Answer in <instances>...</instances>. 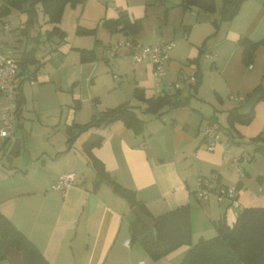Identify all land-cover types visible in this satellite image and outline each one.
<instances>
[{
    "label": "crops",
    "instance_id": "obj_1",
    "mask_svg": "<svg viewBox=\"0 0 264 264\" xmlns=\"http://www.w3.org/2000/svg\"><path fill=\"white\" fill-rule=\"evenodd\" d=\"M120 4L133 19L130 4L126 0ZM117 10L114 7L110 18L117 17ZM62 20L59 27L65 32ZM196 21L199 22L198 18ZM197 29L199 32L194 36L193 30ZM181 30L177 35L173 32L168 38L143 43L174 41L166 61L165 79L160 81L147 59L135 62L125 49L120 55L110 57V42L98 50L94 45L71 44L66 40L67 34L64 39L55 36L39 39L40 50L46 47L44 53L49 57L48 61L57 63V69L42 73L39 68L33 83L25 81L30 86L36 82L40 85L31 94L25 92L23 83L25 104L17 116H23L31 95L37 117L44 113L51 122L42 119L48 125L42 126V132L31 140L34 152L29 153L28 158L23 155L24 139L17 131L14 139H20L21 148L10 161L5 154L12 139L0 137V157L3 158L0 161V211L52 264H136L138 261L178 264L189 248L182 245L152 260L138 241H130L131 207L107 183H96L94 169L83 152L82 144L91 133L102 136V143L94 147L92 153L104 164L113 180L133 190L153 215L188 203L192 231L194 234L196 230L199 238H205L208 221L212 222L222 214L231 224L238 210L264 207V158L257 164L246 149L247 143L254 149L250 138L259 134L264 137V101L255 104L253 118L248 124H235L232 139L231 131L226 130L227 112L237 106L231 96L244 99L257 85L264 84V45L256 49L252 63L246 66L238 44L242 36L252 40L264 38V3L262 0H245L239 12L230 21L221 22L217 30L213 25H192L189 29L184 26ZM200 34L202 36H198ZM159 36L154 34V37ZM126 39L129 38L121 35L116 41ZM81 49L96 52L88 59L89 55L82 54ZM200 49L204 50L203 54ZM207 52L211 58L206 56ZM98 53L107 66L98 60ZM197 58L199 65L191 62ZM112 59L115 62L111 67ZM197 69L202 78L189 106L166 110L159 116L143 112L145 103L134 96L136 88L149 98L163 93L165 81L178 82L180 93L187 96L190 94L189 78L194 77ZM64 76L71 81L70 98L61 100ZM100 86L105 91L104 97L98 90H101ZM1 99L4 100L1 101L2 122L6 100L0 93ZM75 100L79 102L78 106H75ZM124 102L134 106L135 112L145 121L142 133L135 134L121 121H116L83 132L87 135L76 143L83 133L80 134L70 149L63 152L66 125L86 123L92 114ZM65 105L67 115L61 126L58 119H61ZM213 115L217 121L211 125L219 129L220 139L210 150L202 131ZM3 128L1 125L0 130ZM46 129H53L55 133ZM227 154L240 158L241 169ZM245 160L249 163L247 166ZM68 172L77 174L75 183L64 192L53 189L55 180ZM212 175L221 185L239 184L238 206L212 200L210 196L198 199L193 195L199 179ZM91 195L95 204L90 208ZM192 243H195L194 237ZM0 264L6 262L0 261Z\"/></svg>",
    "mask_w": 264,
    "mask_h": 264
},
{
    "label": "trees",
    "instance_id": "obj_2",
    "mask_svg": "<svg viewBox=\"0 0 264 264\" xmlns=\"http://www.w3.org/2000/svg\"><path fill=\"white\" fill-rule=\"evenodd\" d=\"M85 0H0V19L7 16L11 9H17L25 15V20L20 28L21 34L27 36L28 31L34 26L37 20V6L40 5L41 12L46 23L52 25L46 30V38L57 36L64 39L65 32L59 27L64 7L67 4L74 6ZM245 0H181L182 9L190 10L197 7L203 13L212 15V23L215 30L219 28V24L223 21H230L240 10ZM264 3V0H262ZM216 14V16H214ZM5 24V22H3ZM104 25L114 31L121 32L125 37L136 40L133 36L140 29V20L131 19L126 10L120 11L117 17L105 21ZM189 29V26H185ZM79 34H94L95 29H87L78 27ZM40 35L37 33L30 37L33 43L39 42ZM238 44L241 47V59L246 66L251 64L256 49L264 45V38L260 40H252L246 36L239 37ZM82 54H88V59L94 57L93 50L81 49ZM36 47L31 46L24 48L16 57L19 74L36 78L40 68V61L35 56ZM203 54L204 50L200 49ZM199 65V59H193ZM195 81L189 85L190 94L183 96L179 89L170 92H163L160 95L146 98L141 89L134 90V96L145 103L144 113L151 115H161L166 110L178 107L189 106L192 96L197 93L201 82V72L199 69L194 73ZM26 79L20 81L16 89L15 104L16 113L25 104V96L22 85ZM260 93L259 100L264 101V84L260 83L244 100L253 93ZM97 101V99H95ZM75 100V106H78ZM241 105H237L228 110L226 115V130L234 131L235 124H248L254 115V107L246 114H240ZM116 121H121L127 128H130L135 134L143 131L145 121L135 112L134 106L124 102L114 107L106 108L103 111L92 114L90 119L83 124L71 123L66 125V147L63 152L68 151L75 139L83 132L89 129H95L101 125H107ZM217 121L213 115L208 118V123L213 124ZM12 128V127H11ZM10 133L11 129L9 130ZM234 133H232L231 139ZM10 140V137H4ZM102 136L91 133L83 142L82 149L88 159V163L95 172L96 183H107L118 196L125 199L132 208L139 207L143 214L152 218L154 229L151 230L139 217L133 212L132 219L129 222L130 241H138L145 252L152 260H157L176 248L187 245L189 248L185 252L180 264H264V207H244L237 211L235 220L229 224L224 214L218 219L212 221L215 235L211 238L200 237L195 243H192V223L190 217L189 204H182L170 209L162 214L153 215L144 203L139 200L135 192L126 188L113 180L104 168V164L96 158L92 149L102 143ZM254 145L253 152L260 153L264 156V137L257 135L249 139ZM21 148L20 139L16 138L10 142L8 151L5 154L7 160H11L18 155ZM203 179V178H202ZM218 182V178L216 177ZM239 188V184L235 185ZM194 194V192H193ZM12 247L22 252L23 257L21 264H52L36 246L16 227L11 221L0 211V260L7 259L1 255L2 249Z\"/></svg>",
    "mask_w": 264,
    "mask_h": 264
},
{
    "label": "rangeland",
    "instance_id": "obj_3",
    "mask_svg": "<svg viewBox=\"0 0 264 264\" xmlns=\"http://www.w3.org/2000/svg\"><path fill=\"white\" fill-rule=\"evenodd\" d=\"M122 1L124 0H85L82 3H77L74 6L71 4H67L64 7L63 14H62V23L63 28L65 30L66 40L71 42V44H83L82 46H97L99 49H104L105 46L108 45L110 42V46L116 44L117 42H122V40H117L116 38H120L123 34L119 31H114L105 25H103V22L109 21L110 14L114 11V7H117V15L120 11L125 10L122 7ZM127 3L130 4L131 10L134 13L133 20L138 19L140 20V29L139 31L133 36V38L140 42V43H149L153 42L155 40L161 39V38H168L169 36L173 35V32L179 34L182 30L181 28L184 26L191 27L192 25L197 27H211L213 23L210 21L208 22H197V16L201 13V11L197 7H192L190 10H183L180 6L181 0H126ZM218 3H220V0H217ZM37 20L33 27H31L28 31V35L25 36L21 34L20 28L22 27V24L25 20V15L20 12L17 9H11V12L0 19V40L2 42V51L6 54L13 55L14 57H18L19 54L22 52L24 48H29L31 46L36 47V58L41 61L42 65L40 67V72L42 73H48L51 70H56L57 63L48 61L49 57H46V54L44 53L46 47L44 46L41 50V45H38L37 43H33L30 40L31 36L36 35L39 33L41 39L46 38V30H49L52 25L49 23H46L45 18L41 12L40 5L37 6ZM115 13V12H114ZM216 16V14L214 15ZM61 18V19H62ZM3 22L9 25V30L3 29ZM214 26V25H213ZM78 27L87 28V29H95L94 34H79L77 33ZM196 29V28H195ZM158 30L161 32V35L159 37H154V34ZM199 30H193V35H197ZM121 34V35H120ZM202 34V33H201ZM198 36H202V35ZM56 39H59L57 36H55ZM76 40H80L81 42H76ZM103 43V44H102ZM123 49H120L117 53V55H120L121 51ZM126 51V50H125ZM80 52V51H79ZM94 54L96 51H93ZM110 54V51H109ZM124 54V53H123ZM100 53H98V60L101 61L102 65L107 66V63L101 59ZM110 57H112L110 55ZM255 57V54H254ZM254 59V58H253ZM115 60L112 59L111 67L113 66V63ZM66 73V71L63 72V75ZM35 80V79H34ZM32 81V83L34 82ZM67 77L64 76V80H62V93H61V100H64L65 98L69 99V89L71 81ZM77 85V84H76ZM40 85L38 82L34 84L33 86H30L29 82L24 83V90H27L25 92H29L31 94L33 91H36ZM101 90H99L102 97H104L105 91L102 86ZM207 95V94H206ZM205 95V96H206ZM0 100V126L4 125L3 121L1 122V113H2V106ZM4 101V100H3ZM69 104H71L72 101L68 100ZM32 97L29 95V103L26 104V110L23 113V116H17V113L15 115V118L12 121V140L15 138L14 132L17 131L18 136L22 137L24 140L25 148L23 149V155L29 156V153L34 152V149L31 147V140L35 138L37 134L42 132V126L48 125L45 123L42 119L47 122H51L50 118L46 117L44 113L40 117H37L36 112L33 110L35 107L32 105ZM4 105V104H3ZM139 114L140 111H138ZM67 115V106H62V114H61V126L63 125V122ZM59 116V115H57ZM46 117V118H45ZM18 120V121H17ZM17 122L19 124L17 125ZM22 124V126H21ZM217 128V126H216ZM51 134H54L55 131L53 129H46ZM219 130V129H218ZM87 134L83 133L81 137L76 141L80 142L83 137H85ZM11 140V141H12ZM247 143V142H246ZM246 149L250 152L252 156H254L255 161H257V164H259L260 161H262V158H264L263 155L260 153H254L253 150L250 148L251 145L247 143ZM250 146V147H249ZM1 155V154H0ZM235 155V154H234ZM246 156V155H245ZM3 160V158L0 157V161ZM245 165L249 164L246 160L244 161ZM250 169V168H249ZM259 179V177H257ZM104 185V184H103ZM234 185V184H233ZM210 199L215 200L216 196L211 194ZM208 229H205V238H211L215 235V230L212 225V222H209ZM209 232V233H208ZM212 234V235H211ZM194 237L195 242L199 239V235H197V232L195 230L194 234L192 231L191 239ZM182 260V259H181ZM0 261L6 262V264H10V262L6 259H2ZM181 261H179L178 264H180Z\"/></svg>",
    "mask_w": 264,
    "mask_h": 264
},
{
    "label": "built area",
    "instance_id": "obj_4",
    "mask_svg": "<svg viewBox=\"0 0 264 264\" xmlns=\"http://www.w3.org/2000/svg\"><path fill=\"white\" fill-rule=\"evenodd\" d=\"M4 30H9V25H3ZM174 46V41L160 40L152 44H143L126 39L122 42H117L109 47L110 55L116 56L120 49H125L126 54L135 62H140L145 59L152 63L153 71L158 81L164 80L166 75V61L169 57V52ZM207 57L211 58L210 52L206 53ZM26 79L32 82L34 79L19 74V66L16 57L6 54L2 51V42L0 40V93L6 100L4 108L3 122L5 128L0 130V137H10L12 134L10 129L12 121L16 115L15 94L17 86L20 81ZM194 77L189 78V83L193 84ZM180 83L165 81V90L163 92H170L179 88ZM231 98L237 105H241L245 100L238 95H232ZM208 149H213L214 145L219 142V132L214 125L208 124L202 131ZM228 158L240 168V158L232 154H227ZM77 174L68 172L61 174L53 184V189L64 192L65 189L75 183ZM238 188L236 186H224L216 181V176L212 175L207 179H199L198 185L194 191V196L198 199H206L211 194L216 196L218 202H228L229 205L238 206ZM237 214V213H236ZM136 264H144L143 261H138Z\"/></svg>",
    "mask_w": 264,
    "mask_h": 264
},
{
    "label": "water",
    "instance_id": "obj_5",
    "mask_svg": "<svg viewBox=\"0 0 264 264\" xmlns=\"http://www.w3.org/2000/svg\"><path fill=\"white\" fill-rule=\"evenodd\" d=\"M198 21L199 22H205V21H212L211 15L208 13H200L198 15ZM156 36H159V31L156 30L155 32ZM261 97V94L256 92L253 93L251 96H249L240 106L239 113L240 114H246L248 113L254 106L255 104L259 101ZM93 191H95V185L93 186ZM95 204V198L93 195L89 197V206L90 208L93 207ZM132 211L135 213L137 217H139L146 225L150 227L151 230L154 229V222L151 217L143 214V212L140 210L139 207H134L132 208ZM1 255L5 258H7L11 264H21L23 254L21 251L5 246L2 249Z\"/></svg>",
    "mask_w": 264,
    "mask_h": 264
}]
</instances>
